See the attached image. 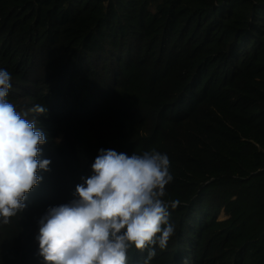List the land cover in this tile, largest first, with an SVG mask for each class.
I'll list each match as a JSON object with an SVG mask.
<instances>
[{"label":"trees","instance_id":"obj_1","mask_svg":"<svg viewBox=\"0 0 264 264\" xmlns=\"http://www.w3.org/2000/svg\"><path fill=\"white\" fill-rule=\"evenodd\" d=\"M0 69L17 111L47 109L28 118L51 161L0 264H44L39 220L101 148L170 158L176 230L150 264H264V0H0Z\"/></svg>","mask_w":264,"mask_h":264},{"label":"clouds","instance_id":"obj_2","mask_svg":"<svg viewBox=\"0 0 264 264\" xmlns=\"http://www.w3.org/2000/svg\"><path fill=\"white\" fill-rule=\"evenodd\" d=\"M12 76L0 69V224L26 208L27 194L49 170L39 159L46 134L28 118L47 109L36 104L21 112L9 102ZM92 175L78 184L69 203L49 207L39 220L38 255L44 264H128L129 251L146 252L150 264L157 247L166 249L175 234L170 209L179 200H166L173 181L171 161L155 148L128 155L99 150Z\"/></svg>","mask_w":264,"mask_h":264}]
</instances>
